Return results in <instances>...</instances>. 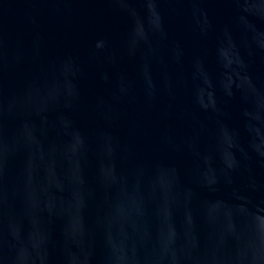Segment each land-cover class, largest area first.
<instances>
[{"label":"water","instance_id":"obj_1","mask_svg":"<svg viewBox=\"0 0 264 264\" xmlns=\"http://www.w3.org/2000/svg\"><path fill=\"white\" fill-rule=\"evenodd\" d=\"M0 264H264V0H0Z\"/></svg>","mask_w":264,"mask_h":264}]
</instances>
